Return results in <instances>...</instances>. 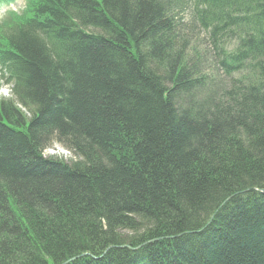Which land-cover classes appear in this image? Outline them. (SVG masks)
<instances>
[{
	"label": "trees",
	"instance_id": "1",
	"mask_svg": "<svg viewBox=\"0 0 264 264\" xmlns=\"http://www.w3.org/2000/svg\"><path fill=\"white\" fill-rule=\"evenodd\" d=\"M172 1L190 22L32 0L0 26V264H264V0Z\"/></svg>",
	"mask_w": 264,
	"mask_h": 264
},
{
	"label": "rangeland",
	"instance_id": "2",
	"mask_svg": "<svg viewBox=\"0 0 264 264\" xmlns=\"http://www.w3.org/2000/svg\"><path fill=\"white\" fill-rule=\"evenodd\" d=\"M25 1L27 3V7L26 9L25 8ZM162 6H163V9L165 11L168 12L169 15H171L172 17V20L175 22V24L177 25H183L184 23H188L189 22V19L192 17L191 14L188 13V9L187 7L183 6V5H180V4H177L175 2H173L172 0H157ZM29 3H30V0H17L14 4L10 5V6H7V5H1L0 6V16L4 13L5 10H9L11 9L12 10V16L18 14V16H26V17H32L33 16V6H29ZM188 3V2H187ZM167 9V10H166ZM11 13V11H10ZM3 18L5 19H8L11 17L10 16H2ZM25 18V17H24ZM178 27H176L177 29ZM193 43V42H192ZM193 45H196V42H194ZM188 56H190V53L188 54ZM220 73V72H219ZM224 81V80H223ZM1 82V81H0ZM213 85V84H212ZM216 85V84H215ZM214 85V86H215ZM213 90V89H211ZM2 95H0V98H3V99H9L10 98V94L8 93V90H7V87H3L2 88ZM192 94L196 95V89L192 90ZM200 96H203L205 94V89H201L200 91ZM185 101L183 100L182 101V104H185L187 103L188 101V98H184ZM195 99V98H194ZM203 99V98H202ZM196 100V99H195ZM246 150H250V148H245ZM252 150V148H251ZM43 154L45 156H49V155H53V156H57L59 158H61L62 160L66 161V162H69L71 160H76V158L71 154V152L69 150H67L66 148H64L62 145L58 144L57 142L54 144H52V147L51 148H47L43 151ZM259 189V188H258ZM248 190V189H247ZM260 191H263V189H261ZM232 196V195H230ZM229 196V197H230ZM221 205V204H220ZM219 205V206H220ZM222 206V205H221ZM20 216V215H18ZM212 220V217L210 220H207V222H205V226L201 227L200 229H195V230H189L183 234H192L194 233V235L197 233H201V230H204L205 227L207 225H209V223L211 222ZM103 230L106 229V227L103 225ZM106 231V230H105ZM140 232H143L140 230ZM122 233H125V234H131L130 231H122ZM202 234V233H201ZM209 235V234H208ZM206 234V236H208ZM205 236V235H204ZM203 238V236H202ZM186 240V239H185ZM187 240H190V237L187 238ZM202 239H199L198 238V241H201ZM154 241V240H153ZM186 242V241H184ZM17 259V258H16Z\"/></svg>",
	"mask_w": 264,
	"mask_h": 264
},
{
	"label": "bare ground",
	"instance_id": "3",
	"mask_svg": "<svg viewBox=\"0 0 264 264\" xmlns=\"http://www.w3.org/2000/svg\"><path fill=\"white\" fill-rule=\"evenodd\" d=\"M167 10V9H166ZM167 12V11H166ZM167 14H168V12H167ZM169 15V14H168ZM185 24V23H184ZM205 29V28H204ZM203 32V35H204V31H202ZM203 37V36H202ZM204 37H206L205 35H204ZM203 37V40H202V50H204V48H205V46L208 44V40L206 39V38H204ZM219 44H220V47H226L227 45H228V41H227V39H224L223 37H221L220 38V40H219ZM229 46H236L235 45V41L233 42V39H231L230 40V42H229ZM221 48V49H222ZM10 84L7 86V90H8V93L10 94V98H11V96H12V86H13V81H11V82H9ZM2 88L3 87H1L0 86V92H2ZM206 91H208V90H206ZM196 97H198V98H200V97H202V96H200V92H198L197 90H196ZM208 97H212L213 98V96L211 95V93L209 92L208 93ZM24 111V110H23ZM25 113H27L26 111H24ZM49 156H51V155H49ZM53 156V155H52ZM230 199H231V197H226L220 204L223 206V205H225L226 203H228L229 201H230ZM221 205L219 206V207H221ZM219 208H217L216 210L214 209L213 211H212V213L209 215V217H208V220H210L211 219V217L213 216V215H215V213L217 212V210H218ZM80 257H82L81 255H74V256H71V257H69V259H67L66 261H64L63 263H61V264H68V263H70L72 260H76L77 258H80Z\"/></svg>",
	"mask_w": 264,
	"mask_h": 264
}]
</instances>
